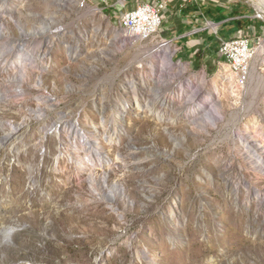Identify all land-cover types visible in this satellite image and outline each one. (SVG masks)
Segmentation results:
<instances>
[{"label":"rangeland","instance_id":"rangeland-1","mask_svg":"<svg viewBox=\"0 0 264 264\" xmlns=\"http://www.w3.org/2000/svg\"><path fill=\"white\" fill-rule=\"evenodd\" d=\"M57 1L0 0L13 9L3 15H12L4 27L14 40L0 42L8 63L16 61L21 27L31 31L58 15ZM247 1L264 15L260 0ZM87 22L110 25L103 15ZM152 49H128L117 59L118 82L128 75L133 91L71 98L53 74L59 97L70 101L44 119L29 121L34 104L0 101V264H264V166H248L254 147L239 140L252 135L264 150V68L244 86L224 61L212 68L175 58L184 65L175 67L176 80L144 84ZM1 68L0 100L15 95ZM100 95L103 105L87 103ZM214 95L221 119L207 122L198 111ZM118 103L127 110L116 127ZM94 150L109 166L105 174L89 171Z\"/></svg>","mask_w":264,"mask_h":264},{"label":"bare ground","instance_id":"bare-ground-1","mask_svg":"<svg viewBox=\"0 0 264 264\" xmlns=\"http://www.w3.org/2000/svg\"><path fill=\"white\" fill-rule=\"evenodd\" d=\"M71 1L74 2V4L72 3L74 6L72 4H69V2ZM260 1L261 3L264 4V0H260ZM83 2L84 0L57 1L54 3L56 5L53 6L54 8L53 11H56V13L58 12L59 13L58 15L55 14L54 12V15L51 17L50 15H48V17L45 16L46 17L45 21L44 20L43 22L41 21L42 24L33 28L29 27L32 28L31 31L26 30L25 27H21L19 31V34L21 36L20 39L15 37L16 43L18 45V50H17L18 52L15 58L16 61L8 63L7 56L2 55L3 52L2 50L5 49V46H7V44H4L2 46V49L0 48V52H1L0 56H2L1 67H3L4 70L3 68L1 67L0 68L1 71L2 70L3 72L5 71L2 84L4 85L6 90L12 91V94L13 92L15 93V95L11 94L13 97L10 98L8 96L7 97L8 99H1L0 101L9 102L10 100L14 99L15 101L14 103H16L17 100V102L20 104H28V105L29 103L34 104L32 106L33 108L28 109L29 111H31L30 114H28V116H30L29 121L39 118L44 119L51 110L59 107L61 104L66 103L70 99L69 98L66 101H64L63 96L59 97L63 89H61V87L57 83V80L52 76L54 73L59 72L57 77L60 76L63 78V88L65 91V95L71 97L74 94L82 93V92L84 95H86V93L91 88L89 87L91 85L93 87L91 89L94 90V93H97L99 91L105 92L110 88L112 90L119 89V91H123V92H127L126 89L129 88V86L130 88H132V91L133 88H135L134 84H132L133 81L128 83L130 80L128 75H126L125 78L126 80L120 83L118 82V77L121 74H117L114 79V84H110L107 81V75L111 72L113 63L115 62L117 63V59H119V55H122V53L130 49V44L136 41V33H125V28L120 27L119 23L116 24L112 23L114 19L112 21L111 19H109L110 25L107 27V29L101 27V24L94 25L93 23L92 25H90L89 22H87V20L92 16H96L97 13L87 12L81 14L83 12ZM4 6L9 7V5L7 4L6 5L4 4ZM2 7L3 5L0 7V42H2L1 40H5L6 41L5 43H7V41L9 42L14 40V35L6 31L7 28L4 27V23L5 21L7 23V19H9L10 17L12 19V15L10 14L3 15V13H9V11H12L13 9H9L11 7L9 8L4 7L3 9ZM74 9L76 11H74ZM262 10L264 11V8H262ZM72 14L74 15L73 17ZM80 15H81V20L76 22V16H80ZM60 17L63 18V21L61 22L59 21ZM3 43L4 41L2 42V44ZM23 45L31 46L32 52L27 53V55H25L24 53L25 50L23 48ZM180 50L181 49L179 48L176 51V57L174 56L173 53V47L170 46H162L159 49L152 52L151 58L148 59L146 63H144L147 68V72L149 76L141 75L140 76L142 79L141 82L145 84L146 78L148 77L149 79L151 78L152 80L160 79V81L162 80L163 82H165V84H169L172 79H175L177 77L176 75H174L177 73V72L174 73L175 67L178 65L180 69L184 68V65H182V63L181 64L175 63V58H177V55L179 54ZM221 59H223V61L226 62L227 65L230 67L235 78H237L240 81H243L238 77L235 64L229 59L226 58H221ZM177 62H182V60H178ZM48 77H51L50 87L46 86L45 84L47 83ZM97 81H99V85L98 87L94 88V84ZM184 86L185 85H181L180 87L182 90L180 91L182 93L184 91L183 89ZM50 88L51 91L49 90ZM24 93L27 96H25ZM106 93L108 94V92ZM149 93L151 92L149 91ZM3 95L4 94H2L1 97ZM5 95L4 97H6ZM102 95L99 96V100H96L93 97L90 101H87V103L91 102L93 107H99L103 105L102 100H104L105 98L103 97L104 98L103 99L101 97ZM218 98L219 96L214 95L212 99L210 100L207 99L204 101V105L201 106L200 111H198L199 115H202V117H204V121L211 122L209 121L210 118H214L216 120L217 118L219 120L221 119V114H220L221 109L218 108L219 106L216 107V105L218 104L217 103ZM131 105L133 104L131 103ZM126 108L123 105V103H118L117 110L111 118L112 122L116 127L124 123V115L126 114L125 112L127 110ZM199 115L197 116L199 117ZM24 126H26V124L20 123L16 127V130L17 131L19 130L18 132L20 133L23 131ZM50 131H52V129H45L44 134H48V132ZM251 137L253 136L249 134L245 136L240 135L239 140L243 142L245 141V143H243L242 145L245 146L246 144V148L248 146V143H250L255 149V150L253 149L254 153L246 152L247 159H249L248 166L254 169H262L264 166V157L262 156L264 154L263 152L264 150L262 149L263 143L261 144L260 141ZM93 155L95 158H93L94 162L93 164H91L89 171L97 172L100 170L102 173L105 174V172L108 170L107 168L108 164H106V162L102 159V154L98 150H94ZM84 168L88 169L86 166ZM109 194L111 198H115V195H113L114 191L111 190ZM260 205L262 206V204Z\"/></svg>","mask_w":264,"mask_h":264},{"label":"crops","instance_id":"crops-1","mask_svg":"<svg viewBox=\"0 0 264 264\" xmlns=\"http://www.w3.org/2000/svg\"><path fill=\"white\" fill-rule=\"evenodd\" d=\"M97 15L107 13L119 19L124 13L119 0H89ZM165 2L159 36L171 39L181 49L177 58L190 62H206L210 67L223 62L219 49L223 40L237 35L264 41V15L251 7L247 0H127L129 7L141 3ZM105 10V11H104ZM113 19H111L112 21ZM216 24V29L209 25ZM113 24L118 23L115 19Z\"/></svg>","mask_w":264,"mask_h":264},{"label":"built area","instance_id":"built-area-1","mask_svg":"<svg viewBox=\"0 0 264 264\" xmlns=\"http://www.w3.org/2000/svg\"><path fill=\"white\" fill-rule=\"evenodd\" d=\"M118 4L122 10H125L122 16L117 19L107 13V18L116 19L119 26L125 28V33H136V41L130 44V49L142 48L151 44L153 49L149 51L148 59H150L151 53L155 50L162 46H170L173 47V53L176 57V51L179 49L178 45L171 39H164L159 36V30L163 23V12L166 8L165 2L157 4L145 2L136 7H129L127 0H119ZM96 9L102 8L92 6L89 0H84L81 14L96 12ZM79 20H81V15L76 16V22ZM209 25L216 29L215 23L209 22ZM219 55L220 58L229 59L235 64L238 77L244 81V86H246L253 78L257 68H264V41L257 39L256 43L253 44L251 38L243 36L241 33L232 39L223 40ZM58 74L59 72L54 73V76ZM117 74L118 62L113 63L112 70L107 75V81L110 84H114ZM98 85L99 81L95 82L94 88L98 87ZM86 94L91 96L94 94V90L93 93Z\"/></svg>","mask_w":264,"mask_h":264}]
</instances>
